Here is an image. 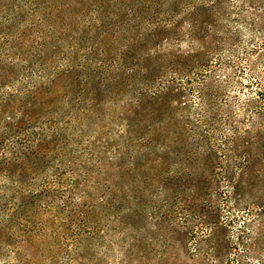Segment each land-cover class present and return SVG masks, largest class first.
Listing matches in <instances>:
<instances>
[{
	"label": "rangeland",
	"instance_id": "374dc122",
	"mask_svg": "<svg viewBox=\"0 0 264 264\" xmlns=\"http://www.w3.org/2000/svg\"><path fill=\"white\" fill-rule=\"evenodd\" d=\"M0 264H264V0H0Z\"/></svg>",
	"mask_w": 264,
	"mask_h": 264
},
{
	"label": "trees",
	"instance_id": "16d2710c",
	"mask_svg": "<svg viewBox=\"0 0 264 264\" xmlns=\"http://www.w3.org/2000/svg\"><path fill=\"white\" fill-rule=\"evenodd\" d=\"M206 65H204V67H205Z\"/></svg>",
	"mask_w": 264,
	"mask_h": 264
}]
</instances>
